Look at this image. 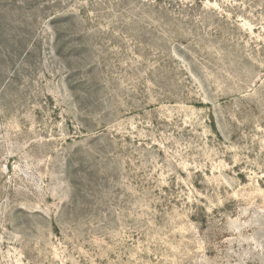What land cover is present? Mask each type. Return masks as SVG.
Returning a JSON list of instances; mask_svg holds the SVG:
<instances>
[{
    "label": "rangeland",
    "instance_id": "rangeland-1",
    "mask_svg": "<svg viewBox=\"0 0 264 264\" xmlns=\"http://www.w3.org/2000/svg\"><path fill=\"white\" fill-rule=\"evenodd\" d=\"M0 264H264V0H0Z\"/></svg>",
    "mask_w": 264,
    "mask_h": 264
}]
</instances>
